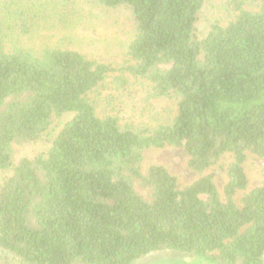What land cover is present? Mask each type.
<instances>
[{
	"label": "trees",
	"instance_id": "trees-1",
	"mask_svg": "<svg viewBox=\"0 0 264 264\" xmlns=\"http://www.w3.org/2000/svg\"><path fill=\"white\" fill-rule=\"evenodd\" d=\"M86 1L131 9L125 65L13 40L66 27L68 0H0V171H12L0 185V264H134L166 250L264 264V182L248 191L245 171L249 155L264 158V0H223L235 18L202 39L207 0ZM111 74L175 100L176 116L155 128L100 118L91 95ZM68 113L46 155L14 165V146L41 142ZM166 147L200 178L182 187L164 166L144 170L145 153ZM225 155L222 195L204 173Z\"/></svg>",
	"mask_w": 264,
	"mask_h": 264
},
{
	"label": "rangeland",
	"instance_id": "rangeland-1",
	"mask_svg": "<svg viewBox=\"0 0 264 264\" xmlns=\"http://www.w3.org/2000/svg\"><path fill=\"white\" fill-rule=\"evenodd\" d=\"M72 16L66 27L40 28L29 36H15L13 39L20 45L41 51L44 48H60L78 51L90 59L101 63L120 67L126 64L127 46L132 39L131 9L127 6L111 10L89 4L86 0H68ZM254 10L257 7L253 8ZM236 12L229 8L223 0H207L197 16L196 34L204 38L210 25L218 22L226 25L233 20ZM17 37V38H16ZM117 74H111L105 85L91 95L96 113L100 118L116 117L122 126L131 125L136 128H155L170 122L177 114V103L173 99H149L148 84L126 75L125 86L114 82ZM74 117L73 113L65 114L57 119L51 130L41 142L25 146H14V165L23 158L33 159L46 155L52 140ZM188 155L180 148L166 147L149 150L145 153L143 169L150 165H161L178 179L182 187L191 185L200 175L188 168ZM231 161L225 155L219 164L207 169L204 175L212 174L215 183L223 195L227 182L226 167ZM245 171L249 178L248 191L264 182V158L249 155L245 163ZM12 174V171H0V185ZM244 193L237 196L239 202ZM224 199V196H223ZM134 264H213L192 254L178 251L154 252L141 258Z\"/></svg>",
	"mask_w": 264,
	"mask_h": 264
}]
</instances>
